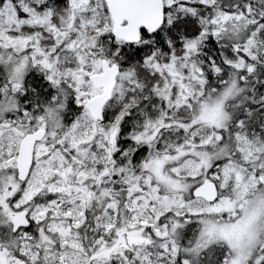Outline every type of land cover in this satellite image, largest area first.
<instances>
[{
	"label": "snow or ice",
	"instance_id": "snow-or-ice-1",
	"mask_svg": "<svg viewBox=\"0 0 264 264\" xmlns=\"http://www.w3.org/2000/svg\"><path fill=\"white\" fill-rule=\"evenodd\" d=\"M0 264H264V0H0Z\"/></svg>",
	"mask_w": 264,
	"mask_h": 264
}]
</instances>
